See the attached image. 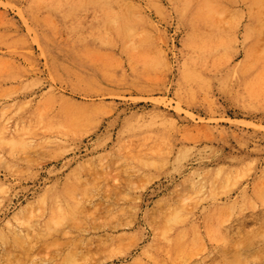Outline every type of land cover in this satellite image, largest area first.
Instances as JSON below:
<instances>
[{
  "label": "rangeland",
  "instance_id": "1",
  "mask_svg": "<svg viewBox=\"0 0 264 264\" xmlns=\"http://www.w3.org/2000/svg\"><path fill=\"white\" fill-rule=\"evenodd\" d=\"M237 255L264 264V0H0V264Z\"/></svg>",
  "mask_w": 264,
  "mask_h": 264
},
{
  "label": "bare ground",
  "instance_id": "2",
  "mask_svg": "<svg viewBox=\"0 0 264 264\" xmlns=\"http://www.w3.org/2000/svg\"><path fill=\"white\" fill-rule=\"evenodd\" d=\"M17 217V216H16ZM14 226V225H13ZM244 246V245H243ZM243 250V249H242ZM236 251V250H235ZM238 251V250H237ZM236 251V252H237ZM89 252V251H88ZM86 256V255H84ZM241 255H237L233 261H223L221 264H247L246 260L244 261L240 257ZM78 262V261H77ZM251 264V263H250Z\"/></svg>",
  "mask_w": 264,
  "mask_h": 264
}]
</instances>
